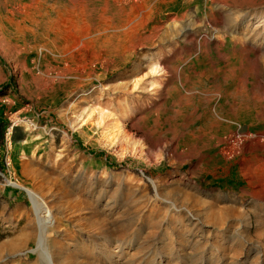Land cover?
Listing matches in <instances>:
<instances>
[{"label":"rangeland","instance_id":"rangeland-1","mask_svg":"<svg viewBox=\"0 0 264 264\" xmlns=\"http://www.w3.org/2000/svg\"><path fill=\"white\" fill-rule=\"evenodd\" d=\"M8 179L56 264H264V0H0V264H44Z\"/></svg>","mask_w":264,"mask_h":264},{"label":"bare ground","instance_id":"bare-ground-1","mask_svg":"<svg viewBox=\"0 0 264 264\" xmlns=\"http://www.w3.org/2000/svg\"><path fill=\"white\" fill-rule=\"evenodd\" d=\"M175 1V0H174ZM173 3V1H171ZM170 5V4H169ZM76 9V8H75ZM71 13H75V11H71ZM79 18V17H78ZM8 183L12 186H15V188H20L23 189L27 195L29 196L34 209L36 211V216L37 220L39 222V237H38V243L36 248L33 249L34 252H38V254L41 256L43 261L45 262L44 264H56L53 260L52 254L50 253L47 244H46V239H45V233L46 231V224H47V213L48 209L45 205L42 204V199L40 195H38L36 192H34L32 189L29 187H26L16 181L8 179Z\"/></svg>","mask_w":264,"mask_h":264}]
</instances>
